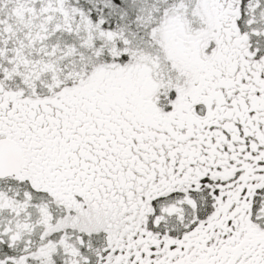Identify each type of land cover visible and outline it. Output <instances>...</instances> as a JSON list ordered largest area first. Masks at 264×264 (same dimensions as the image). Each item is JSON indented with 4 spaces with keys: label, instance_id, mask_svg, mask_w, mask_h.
Here are the masks:
<instances>
[{
    "label": "rangeland",
    "instance_id": "obj_1",
    "mask_svg": "<svg viewBox=\"0 0 264 264\" xmlns=\"http://www.w3.org/2000/svg\"><path fill=\"white\" fill-rule=\"evenodd\" d=\"M93 2L106 4V0ZM127 5L124 11L118 10L119 4L108 10L104 23L103 17L93 18L81 0H0V137L15 139L24 154L21 172L12 179H0V250L11 252L2 256L0 264H77L80 256L75 254L70 233L54 237V231L73 225L87 230L109 228L112 224L106 219L112 216L126 232L131 221L137 223L138 212L144 213L151 195L165 193L191 177L190 163L198 154L209 165L210 176L227 180L236 173L241 176L238 182L227 183L232 189L226 199L217 198L209 229L197 228L160 264H264V227L248 220L246 190L252 187V179H264V130L252 124L241 147L226 140L220 142L221 147L192 138L173 141L166 135L197 115L199 69L211 70L199 68L202 40L241 37L232 25L238 17L249 23L246 28L254 29L264 20V0H131ZM111 18L116 22L118 18L121 25L111 27ZM199 20L206 23L204 28L199 27ZM119 36L128 46L118 45ZM148 36L160 37L161 48L169 54L167 74L175 76L185 66L189 69L191 79L178 90L170 112L156 108L151 96L141 105L135 102L138 87L147 85L146 72L156 74L160 68L155 60L160 57L151 53L155 45L144 39ZM101 43L108 49L110 63L99 57L92 86L83 76L87 69L83 63L91 53L103 52L95 50ZM123 52H127L123 61L114 57ZM91 90L96 91L95 112L100 106L112 109L111 118L96 119L97 129L106 138L94 148L87 143L90 126L74 117L78 108L88 110ZM125 103L127 111L121 116L119 109ZM204 143L208 149L200 146ZM223 146L230 147L224 151ZM96 155L104 159L99 162ZM233 158H239L242 169L225 163ZM94 168L100 176L117 172L122 184L102 195L96 189L100 181L88 174ZM135 170L147 172L132 188L139 192L130 191L125 183ZM22 180L48 191L75 213L51 223L46 204L36 208L29 203V191L19 192ZM127 195L139 197L134 206L127 205ZM186 200L182 204L171 201L164 212L189 214L195 201ZM210 233L216 245L210 242Z\"/></svg>",
    "mask_w": 264,
    "mask_h": 264
},
{
    "label": "flooded vegetation",
    "instance_id": "obj_2",
    "mask_svg": "<svg viewBox=\"0 0 264 264\" xmlns=\"http://www.w3.org/2000/svg\"><path fill=\"white\" fill-rule=\"evenodd\" d=\"M246 13L247 12H245V14ZM236 16L235 14H233V18ZM120 25L121 24H119L118 27ZM232 25H234L235 28L242 34L241 37L235 39L228 37L220 38L215 41H205L204 39L202 40L203 42L201 43L205 46H202L204 52L199 54V68L203 66H209L211 67V70L203 72L199 69L200 98L199 102L195 104V112L197 113V115L192 114L190 120L186 123V125L180 124L176 128V131L174 133H166V135H168L170 139H173V141H182V139L192 138L196 141H212L213 144L215 143L216 146L221 147L220 142L226 140L230 141V143L234 145L237 143L241 147L243 146V143L247 142V134L250 128L254 126L252 124H256L259 129L264 130V20L259 21L255 24L256 26L254 27V29H257V31H255L251 27L246 28L249 23H247L246 21H242L240 17H238L237 21L233 20ZM205 26L206 23L199 20V27L204 28ZM144 39L148 41V44L151 43L153 46L155 45L151 50V53H155L158 57H160L157 59L155 58V60L158 61V67L160 68L156 70V74L151 72L149 73L148 71L146 72L144 71V69L142 70V73L146 72L148 75L147 85L145 84L144 88L138 87L137 98H135V102L138 105H141L143 104L142 102L144 101V99H146V97L151 96V100L154 105H156V108L164 110L165 112H170L173 109L178 90L182 89V87L189 83V80L191 79L189 69L187 66H185L183 68V71H178V74L175 76L167 74L165 63L166 61L171 63V59L169 57V54H165L163 49L161 48L160 37L151 38L150 36H148ZM117 43L118 45L128 46V42L124 39L123 36L117 37ZM104 46L105 45H103V43L97 44L95 50L98 51L101 48L100 51L103 52L97 54L96 52L91 53L90 58L83 63L84 69L87 68L83 76L88 78V81L92 86L94 65H96L97 60L98 63L101 62L99 57H103L101 58L102 60L104 59V61L110 63V55L108 56V54H106L108 49ZM126 53L127 52H123V54L114 57L123 61L124 57L122 56H124ZM147 65L148 67H150V64ZM150 70H152V67L150 68ZM146 73L144 75H146ZM77 76L82 75L77 74ZM142 81L145 83L146 79L145 81L144 79H141L140 83ZM74 82L78 83V80L73 81V83ZM100 84H102L100 86V90H104L103 83L100 82ZM61 85L66 86V83L63 82ZM91 93L92 94L90 95L89 105H87L88 110L84 108H78L77 110L76 106H74L73 109L79 111L77 112V115H74L75 120H77V122L80 121L81 124H87L90 126V133L88 134L89 136L87 143L89 146L94 148L95 144L102 143L103 137L106 138L105 132L97 129L96 126L98 124V120L96 119L104 121V119L108 117L111 118L112 109L111 107L107 108L100 106L98 108V111L95 112L96 110L93 109V105L95 101L94 98L96 91L91 90ZM99 97H103L101 91ZM124 98L129 101V105L132 103L129 99V95H126ZM126 104L127 103H125V105L119 109L121 116H124V112L127 111ZM68 107L70 108L71 105H68ZM84 115L86 119L84 118ZM193 122H196V125ZM104 123L105 122H103V125ZM198 124L199 126H197ZM73 126L75 128H78V125L76 123H74ZM110 132L114 133V131ZM136 132L139 133L138 130ZM77 135H79V133H77ZM200 146L202 148L205 147V149L209 148L206 147L207 144L205 143L202 145L200 144ZM223 147V150L225 151V147L229 149L230 146ZM104 152L106 153L107 150L104 149ZM96 157L99 162L104 159V157L102 158V156L99 155H96ZM238 160L239 158H233L229 159L225 163H233L234 166L242 169L243 163L239 162ZM242 160L247 161L244 159ZM94 163L95 162L92 163L93 166H96V163ZM191 168H193L194 170L190 175L191 177L186 182L181 185H177V187L170 189L165 193L151 195L152 197L147 199V207L144 213H142V210L138 212L139 217L137 218V223H133V221H131L129 224L127 223L129 228L126 230V232L123 233H126V235L130 236L140 233L136 230L138 228L137 224H139L140 221L148 218L146 214L151 208V204L154 200H162L163 206L161 209L163 211V207L169 204L171 201H176V203L182 204L183 202L187 201V197H190L195 201L194 197L189 194V190H199L200 180L204 176H208L210 178L218 177H213L208 174L207 169L209 168V165L206 163V161H204L203 156L199 157V154L193 156V162L190 163L189 169ZM113 170H115L114 167ZM146 173L147 172H143L141 170H135L133 171L132 176L128 175V180L125 179V183L130 187V191H138L132 188L135 187V183L139 181L141 177L145 176ZM88 174L93 175L94 180L96 179V181H100L98 182L99 185L96 186V189L98 188V191L101 193L102 191L106 192L107 190L112 191V189H117L118 187H116V185L122 184L123 182V177L114 171H109L106 176H100V174L97 173L96 168H94L93 171L88 170ZM96 174L98 175L95 176ZM236 175L237 174H235L234 176ZM14 176L16 175L1 179H12ZM240 176L241 174L239 175L238 179L240 178ZM262 180L264 179H261V181ZM103 194L104 193H102V195ZM108 194H112V192H109ZM127 196V205L129 206H134V204L136 203V199L139 200V197H134L133 195H131L133 196V198H131L129 197V195ZM53 198H55V196H53ZM55 200H57L67 209H71L73 211L72 213H75L76 210L74 208L68 206L66 203H63L57 198H55ZM165 213L172 214L168 212ZM116 219L117 218L114 219L111 216L106 220H110L111 224L113 223L115 228H117L119 224L116 222L114 223V221H118ZM132 228H135V230H133ZM130 229L131 231H129ZM114 232L117 231L113 230L112 235H114Z\"/></svg>",
    "mask_w": 264,
    "mask_h": 264
},
{
    "label": "trees",
    "instance_id": "obj_3",
    "mask_svg": "<svg viewBox=\"0 0 264 264\" xmlns=\"http://www.w3.org/2000/svg\"><path fill=\"white\" fill-rule=\"evenodd\" d=\"M93 1L81 0V3L87 8L90 7L93 18L100 19L103 17L105 23L108 18V10H115L116 4H119L118 10L124 11L129 7L127 2L131 0H106V4L103 5L95 4ZM92 6H94V9H92ZM116 19L118 23L114 18H111V27L120 24L119 19ZM236 174L230 180L222 179L220 176L216 178L204 176L200 180L199 190H189V194L194 197L196 204H190L192 211L189 214L184 213L183 216L165 213L161 209L163 206L162 200H154L146 214L148 218L137 224L138 228L136 230L140 232L137 235L130 236L121 233V228L119 226L115 228L112 223L109 228L93 227L89 230L75 225L68 226L54 231V237L58 233H70L75 254L80 256V258H77V264H160L166 259L165 256L171 254L169 251L174 250L179 242L197 228L199 230L209 229L211 216L218 206L217 198L226 199L229 190L232 189V187H228L227 183L229 181H239L240 174ZM251 182L252 187L250 189L246 188L248 191V220L264 227V180L254 178ZM18 190L23 193L29 191L31 195L29 200L32 201L29 203H35L36 208L40 203L46 204L51 213V223L53 222V224H58L59 220L62 222L61 220L73 214L71 209H67L55 200L50 193L36 189L28 181H20ZM246 190H242V193L246 194ZM230 223L233 224L232 221ZM132 229L135 230V228ZM215 229H218V226ZM113 230L119 233L114 232V235H112ZM210 235L209 237L212 239L210 242L216 245L215 235L211 233ZM0 251H3L0 254V259L3 258L2 256L8 257V255H11L9 251L3 249Z\"/></svg>",
    "mask_w": 264,
    "mask_h": 264
},
{
    "label": "water",
    "instance_id": "obj_4",
    "mask_svg": "<svg viewBox=\"0 0 264 264\" xmlns=\"http://www.w3.org/2000/svg\"><path fill=\"white\" fill-rule=\"evenodd\" d=\"M23 164L19 144L9 137L0 138V179L17 175Z\"/></svg>",
    "mask_w": 264,
    "mask_h": 264
}]
</instances>
